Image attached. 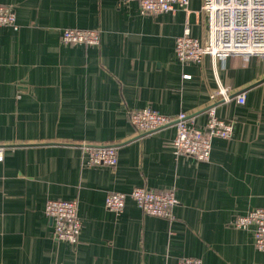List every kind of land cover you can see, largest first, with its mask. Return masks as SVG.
<instances>
[{
  "label": "crops",
  "instance_id": "crops-1",
  "mask_svg": "<svg viewBox=\"0 0 264 264\" xmlns=\"http://www.w3.org/2000/svg\"><path fill=\"white\" fill-rule=\"evenodd\" d=\"M0 6L19 26L0 25V264H264L254 229L232 225L264 208V58L179 62L187 25L207 38L202 0L156 16L123 0ZM67 28L96 30L100 44H65ZM221 88L231 99L212 102ZM211 105L234 133L213 141L209 162L173 154L174 126L141 135L128 116L185 112L203 128ZM84 143L117 147V166H86ZM137 187L175 189V218L148 216L131 199L119 215L105 207L108 194ZM48 200L78 201L76 246L55 240Z\"/></svg>",
  "mask_w": 264,
  "mask_h": 264
},
{
  "label": "built area",
  "instance_id": "built-area-1",
  "mask_svg": "<svg viewBox=\"0 0 264 264\" xmlns=\"http://www.w3.org/2000/svg\"><path fill=\"white\" fill-rule=\"evenodd\" d=\"M137 2L144 16L174 13L188 10L191 0H123ZM202 12L207 17V38L204 42L194 37L189 25L176 40V57L182 64L201 63L206 56L225 60L234 57L264 58V0H202ZM0 25L19 28L17 16L10 6H0ZM62 42L69 45L98 46L101 36L96 30L67 28L62 31ZM189 76H186L188 78ZM231 99L227 89L221 88L211 95L212 102ZM239 104L245 103L243 93L236 96ZM207 121L203 128L197 126L195 116L181 112L175 117L159 113L152 108L132 110L128 113L131 124L141 135H148L160 129L174 126L175 138L172 142L176 157H190L198 162H209L212 144L216 138L230 139L234 124L220 118L216 107L211 105L207 111ZM84 164L89 167L106 166L115 168L118 164V151L115 146H96L83 144ZM4 148L0 147V160ZM131 199L142 213L172 220L178 205L175 189L156 191L147 187H137L130 193L113 192L106 196L105 207L121 214L126 202ZM45 214L54 226L57 241L76 246L80 241L82 221L78 214V201L48 200ZM237 229H254L255 248L264 252V208L247 212L232 222ZM178 264H203L197 258H185Z\"/></svg>",
  "mask_w": 264,
  "mask_h": 264
}]
</instances>
